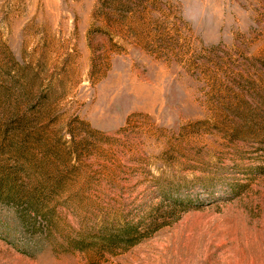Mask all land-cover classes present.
I'll use <instances>...</instances> for the list:
<instances>
[{"label":"rangeland","instance_id":"1","mask_svg":"<svg viewBox=\"0 0 264 264\" xmlns=\"http://www.w3.org/2000/svg\"><path fill=\"white\" fill-rule=\"evenodd\" d=\"M2 130L0 264H264V0H0Z\"/></svg>","mask_w":264,"mask_h":264},{"label":"trees","instance_id":"2","mask_svg":"<svg viewBox=\"0 0 264 264\" xmlns=\"http://www.w3.org/2000/svg\"><path fill=\"white\" fill-rule=\"evenodd\" d=\"M46 124V123H45ZM45 124L40 122V127L42 126V129L44 130ZM46 131V130H45ZM5 130L0 131V140L5 136ZM40 135L41 129H40ZM41 139H43V135L40 136ZM47 147V146H46ZM47 148L46 150H48ZM59 149L62 152V148L59 145ZM6 154L3 151H0V199H2L7 204H11L14 206H19L21 202L23 201L24 195L22 194V191L20 190L21 187H19V181L20 173L22 172V167L20 168V161L22 160V155H16L13 156L15 158H18L16 162L20 166L11 165V167L8 168V163H10V159L5 157ZM5 157V158H4ZM47 187H43L42 190V197L43 199L47 198V195L45 194ZM31 205V202H29Z\"/></svg>","mask_w":264,"mask_h":264}]
</instances>
